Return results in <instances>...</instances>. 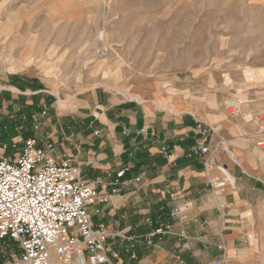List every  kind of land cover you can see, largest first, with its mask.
<instances>
[{
	"label": "crops",
	"instance_id": "0c3cea01",
	"mask_svg": "<svg viewBox=\"0 0 264 264\" xmlns=\"http://www.w3.org/2000/svg\"><path fill=\"white\" fill-rule=\"evenodd\" d=\"M175 86L169 90L138 79L130 95L96 87L60 101L39 78L15 74L1 85L0 110L16 100L14 89L29 95L19 101L23 112L37 110L38 145L53 143L55 156L80 163L84 179L98 190L119 188L111 195L114 206L94 208L93 221L130 237L109 240L125 264H179V258L183 264H264V148L257 145L264 139L258 133L264 90L244 102L226 103L218 94L188 98L184 87ZM232 104L239 107L237 115L228 114ZM203 131L209 151L194 155ZM0 132L5 138L0 137V152L6 142L5 153H15L24 137L11 128ZM122 168L125 174L115 185ZM222 168L235 184L216 188ZM182 204H188L185 224L170 216ZM147 218L173 223L175 233L147 245L152 230ZM181 228L185 238L177 235ZM131 246L138 260L131 259ZM9 263L0 249V264Z\"/></svg>",
	"mask_w": 264,
	"mask_h": 264
},
{
	"label": "rangeland",
	"instance_id": "374dc122",
	"mask_svg": "<svg viewBox=\"0 0 264 264\" xmlns=\"http://www.w3.org/2000/svg\"><path fill=\"white\" fill-rule=\"evenodd\" d=\"M15 74L60 101L96 87L130 95L142 79L244 102L264 90V0H0V88ZM12 92L0 129L24 137L26 114L37 136V110L19 101L29 95Z\"/></svg>",
	"mask_w": 264,
	"mask_h": 264
},
{
	"label": "built area",
	"instance_id": "2783aa9c",
	"mask_svg": "<svg viewBox=\"0 0 264 264\" xmlns=\"http://www.w3.org/2000/svg\"><path fill=\"white\" fill-rule=\"evenodd\" d=\"M230 107L232 115L240 112L237 104ZM258 133H264V119ZM207 137L208 132L203 131L202 142L192 149V154L201 156L209 151ZM19 142L15 153L6 154V144L0 152V249L10 257L9 264H125L109 240L130 237L93 221L94 208L99 204L114 206L111 195L119 188H113L111 193L98 190L84 179L80 163L67 155L52 153L53 143L40 146L36 137ZM257 145L264 148V139H259ZM125 170L117 172L115 185ZM222 172L213 186L234 185L231 174L224 168ZM187 209L188 204H182L170 216L185 224ZM145 221L152 227L145 239L149 246L155 245V238L175 233L171 222L152 218ZM177 235L187 236L184 228ZM127 251L131 259L138 260L134 246ZM179 264H183L180 258ZM210 264L221 262L214 260Z\"/></svg>",
	"mask_w": 264,
	"mask_h": 264
},
{
	"label": "trees",
	"instance_id": "16d2710c",
	"mask_svg": "<svg viewBox=\"0 0 264 264\" xmlns=\"http://www.w3.org/2000/svg\"><path fill=\"white\" fill-rule=\"evenodd\" d=\"M28 114V113H27ZM22 117L19 118V121L22 123H25V125L22 126V128L24 129L23 131V135H24V138H28V137H31V135H33V130L31 129V120H25V118H27L28 115H21ZM28 129H27V127Z\"/></svg>",
	"mask_w": 264,
	"mask_h": 264
}]
</instances>
